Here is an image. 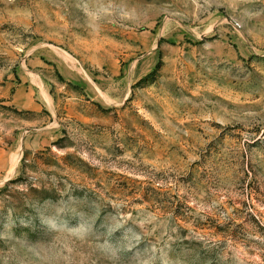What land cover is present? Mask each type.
Returning a JSON list of instances; mask_svg holds the SVG:
<instances>
[{
  "label": "rangeland",
  "instance_id": "374dc122",
  "mask_svg": "<svg viewBox=\"0 0 264 264\" xmlns=\"http://www.w3.org/2000/svg\"><path fill=\"white\" fill-rule=\"evenodd\" d=\"M0 264H264V0H0Z\"/></svg>",
  "mask_w": 264,
  "mask_h": 264
}]
</instances>
